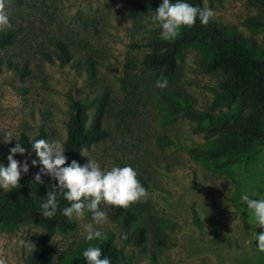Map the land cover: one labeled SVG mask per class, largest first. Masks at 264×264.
Instances as JSON below:
<instances>
[{"label":"rangeland","instance_id":"1","mask_svg":"<svg viewBox=\"0 0 264 264\" xmlns=\"http://www.w3.org/2000/svg\"><path fill=\"white\" fill-rule=\"evenodd\" d=\"M134 1L10 0L11 27L0 29L14 35L11 44L0 46V133L10 131L14 140L0 143V163L7 167L9 149L21 135L31 140L43 130L46 140L63 144L71 101L83 105L87 125L97 101L106 96L101 126L108 137L83 149L80 165L95 160L102 170L131 166L148 192L145 200L121 208L133 216L127 224L121 214L111 216L114 206H101L108 219L94 227L112 237L116 264H264L256 242L264 229L241 200L244 194L264 199V143L219 167L190 153L210 148V138L187 119L173 117L161 97L228 115L233 106L213 104L223 73L208 72V53L192 45L180 51L168 78L132 65L149 52L135 43L162 37L151 19L157 8L133 14ZM202 8L213 11L211 23L229 27L246 47L264 52V0H202ZM58 44L65 47V59ZM161 77L168 81L166 89L154 86ZM28 164L19 180L27 184L42 168L38 159L29 158ZM4 192L0 189V196ZM91 216L85 209L83 217L72 218L70 230L52 233L43 246L48 264H68L105 240L85 239ZM138 229L144 236L140 245L133 236ZM42 235L36 224L0 229V260L25 264Z\"/></svg>","mask_w":264,"mask_h":264},{"label":"trees","instance_id":"2","mask_svg":"<svg viewBox=\"0 0 264 264\" xmlns=\"http://www.w3.org/2000/svg\"><path fill=\"white\" fill-rule=\"evenodd\" d=\"M171 2L175 3L176 0ZM183 2L202 8V0H183ZM161 3L162 0H135L131 12L136 14L158 8ZM229 30V27H220L210 21L206 26L202 25L197 18L194 26L183 27L175 40L166 41L157 36L140 39L135 46L147 48L149 52L130 61L132 65L138 64L156 75L168 78L175 71L176 60L183 48L192 45L205 49L209 56L206 70L208 72L219 70L223 73V78L218 82V89L213 90V104L233 106L232 113L212 114L198 110L185 101L164 96L161 97V101L165 110L173 117L187 119L193 129L210 138V148L191 150L190 153L208 160L214 167L247 156L264 143V52L257 53L246 47L243 39L235 33L228 32ZM13 38L12 31L0 32V46L11 44ZM57 48L59 56L65 59L67 57L65 47L58 44ZM106 106V96L100 97L89 123L85 125L86 114L83 105L78 100L71 101L62 144L68 164L73 160L80 164L83 161L81 156L83 149L108 137V132L101 126ZM36 139L46 140V133L39 130L31 140L21 135L18 143L30 151L31 144ZM30 159L38 158L33 152ZM42 180V184H36L34 180L29 184L19 181L18 189H11L0 196L1 230L16 229L27 224H36L43 230L39 244L31 250L25 264H48L50 256L43 249L45 243L54 231H66L73 227L72 219L61 214L64 208L70 207V202L60 193L57 194L59 208L55 217L49 220L40 215V205L45 202L47 192L52 191L57 184L47 175H43ZM112 209L111 216L121 214L123 224L133 219L131 214L127 211L121 212L119 207ZM133 236L136 245H140L144 240L142 229H138ZM96 247L101 249L102 258L107 257L111 264H116L119 252L113 246L111 236ZM68 264H88V262L80 256Z\"/></svg>","mask_w":264,"mask_h":264},{"label":"clouds","instance_id":"3","mask_svg":"<svg viewBox=\"0 0 264 264\" xmlns=\"http://www.w3.org/2000/svg\"><path fill=\"white\" fill-rule=\"evenodd\" d=\"M9 5L10 0H0V29L11 27L7 13ZM213 16L214 13L209 8L194 7L183 0H176L175 3L171 0H162L151 19L161 28L162 38L172 41L179 36L183 27L194 26L197 18L206 26ZM154 86L166 89L168 81L165 77H161L155 81ZM0 134L3 136L0 143L9 144L14 140L10 131ZM26 152L27 158L23 162L14 159L17 154L25 155ZM33 152L42 166L41 171L34 177V183L42 184L43 175L57 182L56 187L47 192L45 202L41 203L40 215L49 220L55 217L59 208L57 194H62L63 198L70 202V207L62 210L63 216L71 220L74 216L83 217L85 209L91 212L92 223L84 227L85 239L88 241L106 239V234L98 227H94V225L102 227L107 222V213L102 210V205L127 209L148 196L146 188L137 178V172L131 166H114L110 170H102L95 160H87L83 166L75 160L68 164L62 143L49 142L45 139L34 140L30 151L18 142L9 149L7 167L0 163V189L10 191L20 187L19 180L22 174L28 173V159ZM31 164L36 166L37 160H32ZM252 195L255 196L256 193ZM241 200L253 212L259 225L264 229V199H252L248 194H244ZM256 242L258 250L264 252V231L256 234ZM82 254L88 264H111L109 258H102L99 247L90 246ZM0 264H4V261L0 260Z\"/></svg>","mask_w":264,"mask_h":264}]
</instances>
